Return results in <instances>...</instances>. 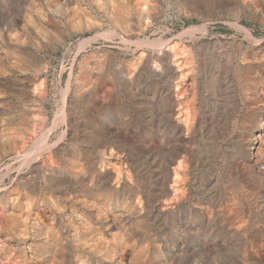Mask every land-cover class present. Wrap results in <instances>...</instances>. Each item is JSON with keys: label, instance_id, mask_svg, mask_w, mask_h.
Returning <instances> with one entry per match:
<instances>
[{"label": "rangeland", "instance_id": "obj_1", "mask_svg": "<svg viewBox=\"0 0 264 264\" xmlns=\"http://www.w3.org/2000/svg\"><path fill=\"white\" fill-rule=\"evenodd\" d=\"M140 3L145 15L128 38L106 26L74 34L44 0H0V264H111V247L117 264H264V136L257 158L241 141L257 122L264 135V106L254 109L255 98L242 94L252 69L262 78L257 97L264 96V0ZM33 26L44 27L45 45ZM157 46L180 58L184 83L150 58ZM142 59L157 71L130 74ZM174 92L186 106L182 139L166 118ZM168 141L180 153L182 179L172 201L160 196L175 153ZM103 148L112 150L117 172L106 188L88 156ZM73 233L94 249L71 241Z\"/></svg>", "mask_w": 264, "mask_h": 264}, {"label": "bare ground", "instance_id": "obj_2", "mask_svg": "<svg viewBox=\"0 0 264 264\" xmlns=\"http://www.w3.org/2000/svg\"><path fill=\"white\" fill-rule=\"evenodd\" d=\"M41 1V0H40ZM131 1L132 0H44V4H46L47 5V8L50 10V13L52 14V15H54V16H56L57 18H59V21H60V23H62L63 25H65V24H67V26H70V29H71V31L75 34V32L77 33V32H85V31H90L91 32V30H99V28H101V27H103L104 28V26H106V27H108V28H111L112 30H114V32H115V29L116 30H118L119 31V33H121V34H123L124 36H126V37H128L129 38V36H131V35H134L133 33H134V31L136 30V27H135V23H137V22H139L143 17H144V15H145V11H143V9H142V3H140V1H143V0H137V2L134 4H132V5H130V3H131ZM135 1V0H134ZM158 1V0H157ZM161 1V0H160ZM237 1V0H236ZM253 1V0H252ZM245 2V1H244ZM250 2V1H249ZM37 3V2H36ZM39 3V2H38ZM37 3V4H38ZM256 3V2H255ZM34 5V4H33ZM40 5V4H39ZM38 5V6H39ZM144 5V4H143ZM161 5V4H160ZM250 5V4H249ZM31 7H33V6H31ZM43 7V6H42ZM145 8V7H144ZM148 8V7H147ZM35 12H37V14L39 15V14H41V13H39L38 12V9L37 8H32ZM31 9V11H33ZM44 9V8H43ZM89 9V10H88ZM159 10H160V7H159ZM30 12V11H29ZM42 12V11H41ZM47 12V11H46ZM31 13V12H30ZM33 13V12H32ZM31 13V14H32ZM45 13V12H44ZM153 13V12H152ZM30 15V14H29ZM44 15V14H43ZM152 15V14H151ZM158 15V14H157ZM23 16H25V15H23ZM42 16V15H41ZM40 16V17H41ZM46 16V15H45ZM159 16V15H158ZM26 17V16H25ZM25 17H24V19H25ZM39 17V18H40ZM44 17V16H43ZM43 17H42V19H43ZM47 17V16H46ZM148 17H150L149 15H148ZM23 18V17H22ZM21 18V19H22ZM33 18V17H32ZM53 19V18H52ZM52 19H51V21H52ZM152 19V18H151ZM156 19V18H155ZM23 20V19H22ZM27 20V19H26ZM39 20V19H38ZM44 20V19H43ZM49 20V19H48ZM48 20H45V21H48ZM157 20V19H156ZM29 21V20H28ZM40 21V20H39ZM50 21V22H51ZM56 20H54V21H52V23L53 22H55ZM155 21V20H154ZM23 22V21H22ZM21 22V23H22ZM31 22V21H30ZM43 22V21H42ZM41 22V23H42ZM36 23V22H35ZM44 23V22H43ZM22 24H24V23H22ZM57 24V23H56ZM139 24V23H138ZM40 25V24H39ZM142 25V24H141ZM30 26V25H29ZM29 26H27V28H29ZM46 26H47V24H46ZM53 26V25H52ZM55 26H57V25H55ZM58 26H60V25H58ZM57 26V27H58ZM24 26H22V28H23ZM48 27V26H47ZM26 28V29H27ZM61 28H63L62 26H61ZM23 29H25V28H23ZM25 29V30H26ZM66 29V28H65ZM102 29V28H101ZM24 30V31H25ZM33 32H35V33H33V34H35L36 36H34V38H36L37 37V43L40 45V46H42V45H45V43L47 42V35H46V33H45V29H44V27H40L39 26V28H34V26H33ZM51 31V30H50ZM140 31V30H139ZM142 31V30H141ZM27 32V31H26ZM28 32H29V29H28ZM28 32L26 33V34H28ZM48 32V31H47ZM63 32V31H62ZM67 32H68V30H67ZM66 32V33H67ZM97 32V31H96ZM109 32V31H108ZM31 33V32H30ZM56 33V32H55ZM69 33V32H68ZM118 33V32H117ZM142 33V32H141ZM72 34V33H71ZM30 35V34H29ZM50 35V34H49ZM53 35H54V33H53ZM117 35V34H116ZM33 36V35H32ZM58 36V35H57ZM57 36H55L56 38H58ZM69 36V35H68ZM109 36V35H108ZM111 36H114V34L113 35H111ZM111 36H109V37H111ZM51 37V36H50ZM95 37V36H94ZM121 38V37H120ZM133 38V37H132ZM136 38V37H135ZM125 40V39H124ZM123 40V41H124ZM128 40V39H127ZM34 41V40H33ZM133 41H135V39L133 40ZM35 42H36V40H35ZM86 42H87V39H86ZM126 42V41H125ZM148 43V42H147ZM166 43V42H165ZM171 43V42H170ZM32 44V43H31ZM35 44V43H34ZM81 44V43H80ZM159 44V43H158ZM158 44H156V45H158ZM155 45V46H156ZM163 45V44H162ZM169 45V44H168ZM138 46V45H137ZM155 46H154V48H155ZM164 46V45H163ZM170 46V45H169ZM158 47V46H157ZM162 47V46H161ZM161 47H158V48H160L159 50L160 51H158L159 53H161V56L160 55H152V56H150V58L152 57V59H154L155 58V60L156 59H158L159 61H160V64L163 66V68L165 67V69H166V71H168L171 75H172V77L174 78V79H176L177 78V81H176V83L178 84L179 83V85H180V83H184V81L186 80L185 78H184V76L182 75V70H181V67H180V62H182V61H180V58L178 59V58H176L177 56H175L174 54H173V51H172V49H170V47H164V48H161ZM83 49V48H82ZM35 50V49H34ZM157 50V49H156ZM37 51V50H36ZM150 54V53H149ZM179 56V55H178ZM144 57H146V56H144ZM181 57H182V55H181ZM151 59V60H152ZM189 59V58H188ZM75 60V59H74ZM256 60H258V59H256ZM186 61V60H185ZM154 62V61H153ZM129 63V62H128ZM126 64V63H125ZM190 64V63H189ZM193 64V63H192ZM253 64V63H252ZM256 64V63H255ZM186 65V64H185ZM191 65V64H190ZM157 66V65H156ZM155 65H153V66H151L150 64H149V61L148 60H146V59H142V60H139V62L138 63H136V64H134V65H130V66H128V68H127V71L130 73V74H139V73H141V72H143V71H153V72H155V71H157V67H159V66H157L156 67ZM249 66V65H248ZM257 66V65H256ZM260 66V65H259ZM254 67V66H253ZM73 68V67H72ZM152 68L154 69V70H152ZM187 68V67H186ZM189 68H192V67H189ZM248 68V67H247ZM255 68V67H254ZM193 69V68H192ZM123 70V69H122ZM159 70V69H158ZM260 70H261V68H260ZM165 71V70H164ZM188 72H190V71H188ZM253 72V70L251 69H246V73H245V76H243V78H242V86H243V88H242V94L245 96V98H248V97H254L255 99H254V101H253V108L254 109H258V110H263L262 109V107L261 106H264V96H262V97H260V98H258L257 96H258V88H259V85L261 84L260 82H262V78H260L259 77V74L257 73V72H255V73H252ZM163 73V72H162ZM73 74V73H72ZM142 74H144V73H142ZM142 74H140V75H142ZM146 74V73H145ZM158 74V73H157ZM196 74H197V72H196ZM122 75V74H121ZM162 75V74H161ZM191 75H193V74H191ZM198 75V74H197ZM239 75V74H238ZM138 76V75H137ZM163 76V75H162ZM187 76V75H186ZM124 77V76H123ZM197 77V76H196ZM200 77H201V75H200ZM162 78V77H161ZM171 78V77H170ZM199 78V77H198ZM172 79V78H171ZM170 79V80H171ZM258 79H259V82H258ZM173 80V79H172ZM238 80V79H237ZM192 81V80H191ZM201 81V80H200ZM240 81V80H239ZM168 82V81H167ZM196 82V81H195ZM163 83H166V82H164L163 81ZM236 83H238V82H236ZM260 83V84H259ZM87 84V83H86ZM93 84V83H92ZM186 84V83H185ZM264 84V83H263ZM262 84V85H263ZM162 85V84H161ZM190 85H192V84H190ZM199 85H200V83H199ZM237 85V84H236ZM91 86H90V84H88V86H87V90L90 88ZM186 87V86H185ZM240 87V86H239ZM75 88V87H74ZM78 88V87H77ZM76 88V89H77ZM162 88V87H161ZM175 89H176V91H177V89H178V86L177 87H175ZM184 89V88H183ZM199 89V88H198ZM92 90V89H91ZM94 90V89H93ZM165 89H163V91H164ZM179 90V89H178ZM82 91V90H81ZM90 91V90H89ZM184 91V90H183ZM236 91V90H235ZM88 92V91H87ZM103 92V91H102ZM237 92H239V91H237ZM106 93V92H105ZM166 93V92H165ZM260 93V92H259ZM81 94V93H80ZM183 94V93H182ZM185 94V93H184ZM238 94V93H237ZM162 95V94H161ZM164 95V94H163ZM177 95L178 94H176V92H174V93H172V94H170V104H168L167 106H168V111H169V114H167L166 115V118L170 121V123H172L173 125H174V127H176V136L177 137H179V138H181L182 139V131H183V128L185 127V125H186V123H187V113H186V106H185V104L183 103V102H181V100H179V98H181V97H177ZM186 95V94H185ZM261 95V94H260ZM103 96H104V94H103ZM105 97V96H104ZM257 97V98H256ZM167 98V97H166ZM185 98H187V97H185ZM183 99V98H182ZM188 99V98H187ZM66 100V99H65ZM94 100V99H93ZM107 100V99H106ZM166 100V99H165ZM98 101V100H97ZM104 101V100H103ZM162 101V100H161ZM184 101V100H183ZM188 101V100H187ZM68 102V101H67ZM66 102V103H67ZM101 102V101H100ZM163 102V101H162ZM70 103V102H69ZM187 103V102H186ZM195 104V103H194ZM198 104V103H197ZM96 105V104H95ZM94 105V106H95ZM166 105V104H165ZM201 105V104H200ZM99 106H101V105H99ZM96 107V106H95ZM190 107V106H189ZM196 107V106H195ZM198 108V107H197ZM199 109H200V107H199ZM190 110V109H189ZM164 111H167V109L166 110H164ZM163 111V112H164ZM161 113V112H160ZM191 113V112H190ZM189 113V114H190ZM201 113V112H200ZM259 113V112H258ZM192 114H193V112H192ZM165 115V114H164ZM191 115V114H190ZM202 115V114H201ZM201 115H199V116H201ZM195 116H197V115H195ZM164 117V116H163ZM189 117V116H188ZM191 117H192V115H191ZM202 117V116H201ZM264 117V116H263ZM161 118V117H160ZM198 118V117H197ZM256 118H258V117H256ZM162 119V118H161ZM190 120V119H189ZM263 120H264V118H263ZM163 121V120H162ZM166 122V121H165ZM168 122V121H167ZM193 123V122H192ZM261 124V123H260ZM200 125V124H199ZM257 125H258V122H257ZM256 124L253 126V127H251L249 130V133L248 134H246L245 136H243L242 137V139H241V141H245L246 140V142L247 141H250V145H251V148H253L254 149V151H253V153H251L252 155H251V157H253V158H257L258 156H260V154L262 153V136H264L263 134H262V129H261V127H259V126H257ZM188 126V125H187ZM194 126V125H193ZM195 127V126H194ZM200 127V126H199ZM167 128V127H166ZM167 129H169V128H167ZM196 129V128H195ZM166 130V129H165ZM159 131V130H158ZM161 131V130H160ZM168 131V130H167ZM196 131V130H195ZM165 132V131H164ZM172 133V132H171ZM184 133V132H183ZM168 134H170V133H168ZM193 134V133H192ZM164 135V134H163ZM171 135V134H170ZM194 135V134H193ZM187 136V135H186ZM164 137V136H163ZM172 137V136H171ZM98 138V137H97ZM190 138V137H189ZM101 138H99V140H100ZM105 140V138L103 137L102 138V140ZM180 139V141H182ZM188 139V138H187ZM19 140H22V139H19ZM101 140V141H102ZM170 141V140H169ZM169 141H168V144H170L169 143ZM180 141H179V143H180ZM189 141V140H188ZM194 141V140H193ZM22 142H23V140H22ZM175 142V141H174ZM195 142V141H194ZM101 143V142H100ZM176 143V142H175ZM178 143V144H179ZM105 144V143H104ZM164 144V143H163ZM174 143H171L169 146H172ZM196 144V143H195ZM119 145V144H118ZM180 145V148L181 149H183V148H185V149H187V145H186V142H183L182 141V144H179ZM20 146V145H19ZM97 146H98V144H97ZM96 146V147H97ZM109 146H110V144H109ZM22 147H23V145H22ZM106 147V146H105ZM124 147V146H123ZM159 147H160V145H159ZM165 147V146H164ZM174 146H172V148H173ZM192 147V146H191ZM118 149V148H117ZM127 149V148H126ZM169 149V148H168ZM167 149V150H168ZM174 149V151H175V148H173ZM176 150H178V148L176 149ZM247 150V149H246ZM91 151V153H89V159H90V162H91V164H92V167H93V169H94V174H93V177L94 178H97L98 180H101V183L103 184V186L106 188V187H108L109 186V184H110V181L113 179V177L115 176V173H117V172H115L116 171V169H115V171H114V169L112 168V160H113V153H112V150L111 149H109L108 150V148H103V149H97L95 152L93 151V150H90ZM179 151H180V149H179ZM249 151V150H248ZM118 152V151H117ZM122 152V151H121ZM167 152V151H166ZM261 152V153H260ZM120 153V152H119ZM165 153V152H164ZM118 154V153H117ZM168 154V153H167ZM176 154V156L174 157V155ZM180 154V153H179ZM178 154V152H176L175 151V153L172 155V157L170 158L171 159V162L170 163H168V165H166L165 164V166H166V170H165V175L164 176H161V177H164V179H162L163 181H165L164 182V188L163 189H161L159 192H160V196L162 195L163 196V198H164V196H168L169 198H167L166 200H171V198L172 197H174V196H176L177 195V190H176V187L177 186H175L176 185V181H178V177H177V171L179 170L178 169V167H177V165H179V160H176V157L179 155ZM74 155H76V154H74ZM115 155V154H114ZM121 155V154H120ZM117 156V155H116ZM76 157V156H75ZM99 157V159L97 160V158ZM118 157H120V156H118ZM124 157H126L125 155H124ZM164 157V156H163ZM167 157V156H166ZM182 157V156H181ZM261 157V156H260ZM115 158H117V157H115ZM114 158V159H115ZM178 158V157H177ZM248 158V157H247ZM246 158V159H247ZM121 159V158H120ZM125 159V158H124ZM167 159V158H166ZM165 159V160H166ZM262 159V158H261ZM123 160V159H122ZM165 160H163V161H165ZM182 160H183V158H182ZM115 161H116V159H115ZM175 161H177V163L175 164V165H173V166H171V164H173ZM186 161V160H185ZM188 161V160H187ZM249 161H250V159H249ZM85 162V161H84ZM117 162V161H116ZM122 162V161H121ZM168 162V161H167ZM159 163V162H158ZM247 163V162H246ZM86 164V163H85ZM116 164V163H115ZM251 164V163H250ZM264 166V165H263ZM74 167V166H73ZM82 167V166H81ZM115 167V166H114ZM161 167V166H160ZM181 167H182V165H181ZM181 167H179V168H181ZM189 167H190V165H189ZM188 167V168H189ZM78 168V167H77ZM90 168V167H89ZM91 169V168H90ZM178 169V170H177ZM257 170V169H256ZM259 170V169H258ZM163 172H164V170H163ZM89 173V172H88ZM121 173V172H120ZM124 173V172H123ZM122 173V174H123ZM261 173V172H260ZM70 174V173H69ZM78 174H80V173H78ZM87 174V173H86ZM119 174V173H118ZM125 174H127V173H125ZM129 174V173H128ZM128 174H127V176H128ZM81 175H82V173H81ZM80 175V176H81ZM69 177H71V175L69 176ZM73 177H74V174H73ZM79 177V176H78ZM77 177V178H78ZM118 177V176H117ZM75 178V177H74ZM87 178V177H86ZM180 178H182V177H179V179ZM91 179H93V178H91ZM115 179V178H114ZM122 179V180H121ZM177 179V180H176ZM76 180V179H75ZM121 180V181H120ZM182 180V179H181ZM181 180H179V181H181ZM61 181V180H60ZM94 181V180H93ZM178 181V182H179ZM99 182V181H98ZM112 182V181H111ZM58 183V182H57ZM60 183V182H59ZM182 183V182H181ZM56 184V183H55ZM67 185L69 184V183H66ZM139 184V183H138ZM52 185H54V184H52ZM58 185V184H57ZM60 185V184H59ZM58 185V186H59ZM116 187L118 186V189H121V190H123V189H125L126 187L125 186H127V183H126V181H125V178H124V176L123 175H120L119 174V177H118V180H117V178H116ZM178 185H179V183H178ZM66 186V185H65ZM76 186V185H75ZM80 187H81V185H79ZM95 186V185H94ZM102 186V187H103ZM175 186V187H174ZM180 186V185H179ZM63 187V186H62ZM101 187V188H102ZM115 187V186H114ZM143 187V186H142ZM66 188V187H65ZM69 188H70V186H69ZM64 189V188H63ZM63 189L61 188V190L63 191ZM72 189V188H71ZM128 189H129V191H131L132 190V187H131V185L129 186L128 185ZM66 190V189H65ZM117 190V189H116ZM120 190V191H121ZM67 191H69V190H67ZM71 191L72 190H70V193H71ZM105 191V190H104ZM64 192V191H63ZM75 192V191H74ZM80 192V191H79ZM78 192V193H79ZM112 192H114V191H112ZM136 192V191H135ZM69 193V192H68ZM67 193V194H68ZM77 193V192H76ZM77 193V194H78ZM83 193V192H82ZM65 194V193H64ZM66 194V195H67ZM108 194H110V193H108ZM118 194V193H117ZM124 194V193H123ZM181 194V193H180ZM58 195H59V193H58ZM57 195V196H58ZM69 195V194H68ZM67 195V196H68ZM75 195V194H74ZM85 195H86V193H85ZM102 195V194H101ZM179 195V194H178ZM62 196V195H61ZM69 196H72V195H69ZM80 196V195H79ZM78 196V197H79ZM113 196V195H112ZM118 196V195H117ZM120 196V195H119ZM118 196V197H119ZM123 196V195H122ZM73 197V196H72ZM95 197V196H94ZM129 197V196H128ZM178 197V196H177ZM179 197H180V195H179ZM62 198V197H61ZM80 198V197H79ZM123 198V197H122ZM130 198V197H129ZM135 198V197H134ZM66 199V198H65ZM71 199V198H70ZM74 199V198H73ZM76 199V198H75ZM85 200H86V198H84ZM91 199H93V197L91 198ZM97 198L95 197V200H96ZM112 199V198H111ZM131 199V198H130ZM149 199V198H148ZM148 199H147V201H148ZM179 200H180V198H178ZM49 200V199H48ZM50 200H52L51 202H53V199H51L50 198ZM55 201H56V199H54ZM58 200V199H57ZM62 200V199H61ZM64 200V199H63ZM77 200V199H76ZM80 200V199H79ZM145 200V199H144ZM143 200V201H144ZM160 200V199H159ZM163 200H165V199H163ZM176 200V199H175ZM174 200V201H175ZM72 201V200H71ZM100 201H103V200H100ZM112 201V200H111ZM115 201V200H114ZM119 201V200H118ZM172 201V200H171ZM173 201V203H177V201L176 202H174ZM39 202V201H38ZM50 202V201H49ZM50 202V203H51ZM68 202V201H67ZM73 202H74V200H73ZM83 202H85V201H83ZM82 202V203H83ZM91 202V201H90ZM99 202V201H98ZM117 202V201H116ZM132 202V201H131ZM157 202V201H156ZM163 202V201H162ZM167 202V201H166ZM166 202H163L164 204L166 203ZM169 202V201H168ZM34 203V202H33ZM37 203V202H36ZM55 202H53V204H54ZM56 203H58V202H56ZM65 203V202H64ZM70 203V202H69ZM85 203H87V202H85ZM85 203H83V204H85ZM94 203V202H93ZM104 203V202H103ZM111 203V202H110ZM171 203V202H170ZM28 204V203H27ZM38 204V203H37ZM48 204V203H47ZM100 204V203H99ZM118 204V203H117ZM116 204V205H117ZM132 204V203H131ZM148 204V203H147ZM103 205V204H102ZM106 205V204H105ZM110 205V204H109ZM145 205V204H144ZM154 205H156V204H154ZM172 205V204H171ZM74 206V205H73ZM94 206V205H93ZM104 206V205H103ZM114 206H115V203H114ZM122 206V205H121ZM133 206V205H132ZM140 206V205H139ZM170 206V205H169ZM28 207V206H27ZM36 207V206H35ZM116 207V206H115ZM127 208H128V206H126ZM138 207V206H137ZM58 208H59V206H58ZM79 208V207H78ZM92 208V207H91ZM117 208H119V207H117ZM149 208V207H148ZM159 208V206H153V209L154 210H156V209H158ZM163 208V207H162ZM165 208V207H164ZM26 209V208H25ZM30 209H32V207L30 208ZM62 209V208H61ZM92 209H94V208H92ZM116 209V208H115ZM120 209V208H119ZM118 209V210H119ZM153 209H152V211H153ZM167 209V208H166ZM173 209V208H172ZM29 210V209H28ZM89 210H91V209H89ZM108 210H109V208H108ZM117 210V209H116ZM137 210V208H136V206H134V208H133V212L134 211H136ZM94 211H96V210H94ZM101 211V210H100ZM104 211H105V209H104ZM113 211V210H112ZM121 211H122V209H121ZM138 211V210H137ZM148 211V210H147ZM93 212V211H92ZM102 212V211H101ZM110 212V211H109ZM115 212V211H114ZM124 212H125V210H124ZM124 212H122V213H124ZM143 212V211H142ZM156 212V211H155ZM214 212V211H213ZM78 213V212H77ZM84 213V212H83ZM103 213V212H102ZM113 213V212H112ZM128 213V212H127ZM135 213V212H134ZM152 213V212H151ZM159 213V212H158ZM161 213V212H160ZM111 214V213H110ZM131 214V213H130ZM84 215V214H83ZM113 215V214H112ZM216 215V214H215ZM72 216V215H71ZM132 216V215H131ZM135 216V215H134ZM133 216V217H134ZM96 217V216H95ZM104 217V216H103ZM106 217H107V215H106ZM123 217H125L124 215H123ZM128 217V216H127ZM140 217V216H139ZM111 218V217H110ZM129 218H131V217H129ZM128 218V219H129ZM83 219V218H82ZM86 219V218H85ZM87 219H89V218H87ZM105 219V218H104ZM84 220V219H83ZM82 220V221H83ZM119 220V219H118ZM74 221V220H73ZM108 221V220H107ZM36 222V221H35ZM34 222V223H35ZM65 222V221H64ZM80 222V221H79ZM33 223V224H34ZM37 223V222H36ZM35 223V224H36ZM110 222H108V224H109ZM112 223V222H111ZM34 224V225H35ZM76 224H78V223H76ZM84 224V223H83ZM123 224V223H122ZM62 225L64 226V224L62 223ZM92 225V224H91ZM71 226V225H70ZM77 226H80V225H77ZM88 226V225H87ZM90 226V225H89ZM96 226V225H95ZM108 226H110V225H108ZM113 226V225H112ZM37 227H38V225H37ZM41 227V226H40ZM83 227V226H82ZM81 227V228H82ZM98 227H99V225H98ZM114 227V226H113ZM58 228V227H57ZM56 228V229H57ZM77 228V227H76ZM86 228V227H85ZM91 228V227H90ZM95 228V227H94ZM136 228V227H135ZM63 229H64V227H63ZM66 229V228H65ZM35 230V229H34ZM44 230H46V229H44ZM71 230V229H70ZM93 230V229H92ZM120 230V229H119ZM41 231H42V227H41ZM40 231V232H41ZM85 231V230H84ZM87 231V230H86ZM86 231L85 232H83L84 234L86 233ZM99 231V230H98ZM132 231V230H131ZM139 231V230H138ZM42 232H44V231H42ZM71 232V231H70ZM94 232V231H93ZM97 232V231H96ZM119 232H121V231H119ZM136 232V231H135ZM65 233V232H64ZM95 233V232H94ZM111 233V232H110ZM112 233H114V232H112ZM117 233V232H116ZM139 233H140V231H139ZM45 234V233H44ZM82 234V233H81ZM87 234V233H86ZM115 234V233H114ZM113 234V235H114ZM118 234V233H117ZM43 235V234H42ZM78 234H74L73 233V235H72V239H71V241H73V242H76L80 247H82L84 250H91L92 248L94 249V247H92V245H91V243H88V242H86V239H85V242H82L79 238H78V236H77ZM95 235V234H94ZM46 236V235H45ZM111 236H112V234H111ZM110 236V237H111ZM118 236V235H117ZM116 236V237H117ZM97 237V236H96ZM95 237V238H96ZM109 237V238H110ZM39 238V237H38ZM47 238V241L49 240L48 239V237H46ZM67 238H69V237H67ZM89 238H91V236L89 237ZM104 238V237H103ZM118 238H120V239H122L121 237H119L118 236ZM97 239V238H96ZM113 239V238H112ZM117 239V238H116ZM38 240V239H37ZM115 240V239H114ZM39 241V240H38ZM95 241V240H94ZM102 241V240H101ZM111 241H113V240H111ZM116 241V240H115ZM114 241V242H115ZM118 241V240H117ZM50 242V241H49ZM66 242V241H65ZM93 242V241H92ZM109 242V241H108ZM122 242V241H121ZM121 242H120V244H121ZM41 243V242H40ZM56 243V242H55ZM54 243V244H55ZM58 243V242H57ZM96 243V242H95ZM33 244V243H32ZM39 244V242L37 243V245ZM50 244H52V243H50ZM76 244V245H77ZM45 245V244H44ZM57 245V244H56ZM63 245V244H62ZM64 245H65V243H64ZM95 245V244H94ZM101 245V244H100ZM104 245V244H103ZM117 245V244H116ZM31 246V245H30ZM50 246H52V245H50ZM66 246V245H65ZM70 246V245H69ZM97 246H98V244H97ZM118 246H119V244H118ZM33 247V246H32ZM37 247V246H36ZM57 247V246H56ZM60 247V246H59ZM110 247V246H109ZM55 248V247H54ZM65 248V247H64ZM79 248V247H78ZM96 248H99V247H96ZM114 248H116V247H111V248H109V250H108V252H109V256H108V258H107V261L108 262H110L111 264L112 263H114V264H117V259H115V249ZM121 248V247H120ZM39 249V248H38ZM62 249V248H61ZM66 249V248H65ZM118 249H119V247H118ZM100 251H101V249H99ZM98 250V251H99ZM103 250V249H102ZM105 250V249H104ZM117 250V249H116ZM66 251V250H65ZM81 251V250H80ZM69 252V251H68ZM92 253V252H91ZM119 253V252H118ZM93 255H95L96 257L98 256V253L96 252V251H94L93 253H92ZM76 255V254H75ZM119 255V254H118ZM136 255H138V254H136ZM101 256V255H100ZM107 256V255H106ZM160 257V256H159ZM100 258V257H99ZM106 257H104L103 259H105ZM117 258H118V260H120L119 259V257L117 256ZM142 259V258H141ZM75 260V259H74ZM96 261V260H95ZM98 261H101V260H98ZM136 261V260H135ZM83 262V261H82ZM106 262V261H105ZM92 263V262H91ZM95 264H96V262H94ZM84 264V263H83ZM87 264H89V263H87ZM99 264V263H98ZM119 264H121V262L119 261Z\"/></svg>", "mask_w": 264, "mask_h": 264}]
</instances>
